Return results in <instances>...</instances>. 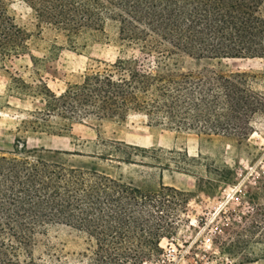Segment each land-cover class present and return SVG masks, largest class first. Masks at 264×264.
Here are the masks:
<instances>
[{
  "label": "trees",
  "instance_id": "16d2710c",
  "mask_svg": "<svg viewBox=\"0 0 264 264\" xmlns=\"http://www.w3.org/2000/svg\"><path fill=\"white\" fill-rule=\"evenodd\" d=\"M10 4L0 0V62L24 56L31 37L17 25ZM24 4L36 35L61 37L64 48L76 51L86 46L85 40L112 36L133 51L111 63L96 62L58 96L45 86L38 88L43 120L56 117L71 126L90 120L123 122L138 115L150 129L236 137L241 143L254 134L252 122L264 117V72L225 73L215 67L183 72L173 64L182 56L197 62L257 59L264 64V0ZM9 80L11 93L26 88L17 78ZM46 122L31 121L32 131L44 130ZM106 146L99 160L135 164L136 157L158 156L155 150L122 143ZM63 156L74 155L29 149L20 140L12 150H0V264H38L33 257L37 238L59 227L84 236L87 264L158 262L161 241L175 231L182 193L162 186L147 194L120 177L62 162ZM193 161L184 155L174 164L184 170ZM260 190L264 198V182ZM259 212L261 221L252 223L238 246L252 241L264 246V206Z\"/></svg>",
  "mask_w": 264,
  "mask_h": 264
},
{
  "label": "rangeland",
  "instance_id": "374dc122",
  "mask_svg": "<svg viewBox=\"0 0 264 264\" xmlns=\"http://www.w3.org/2000/svg\"><path fill=\"white\" fill-rule=\"evenodd\" d=\"M10 11L17 25L31 37L24 56L0 62L1 151L12 150L15 140H20L29 149L72 154L61 157V161L120 177L147 194L162 186L180 191L183 201L176 212L175 231L161 241L159 261L145 264H264L263 245L255 241L237 245L252 223L262 219L259 208L264 206L260 190L264 182V117L252 122L254 134L241 143L236 137L150 129L138 115H130L123 122L90 120L71 126L56 117L43 120L39 115L43 102L38 88L45 86L58 96L67 84L79 83L96 62L111 63L127 58L133 51L120 47L111 35L98 42L85 40V47L72 51L64 48L61 37L36 35L24 0H11ZM173 64L183 72L205 67L225 73L264 72V64L257 59L197 62L182 56ZM10 77L19 79L26 88L9 92ZM31 121H47L46 127L32 131ZM118 143L155 150L158 156L155 160L136 157L135 164L98 159L106 145ZM184 155L194 161L181 170L174 163ZM43 157L56 159L45 154ZM235 244L238 247H231ZM89 255L84 236L66 227L39 236L33 250L38 264H87Z\"/></svg>",
  "mask_w": 264,
  "mask_h": 264
}]
</instances>
